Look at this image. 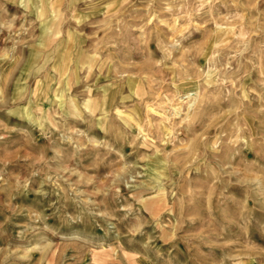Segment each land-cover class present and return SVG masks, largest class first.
I'll use <instances>...</instances> for the list:
<instances>
[{
    "label": "rangeland",
    "instance_id": "rangeland-1",
    "mask_svg": "<svg viewBox=\"0 0 264 264\" xmlns=\"http://www.w3.org/2000/svg\"><path fill=\"white\" fill-rule=\"evenodd\" d=\"M0 264H264V0H0Z\"/></svg>",
    "mask_w": 264,
    "mask_h": 264
},
{
    "label": "bare ground",
    "instance_id": "bare-ground-1",
    "mask_svg": "<svg viewBox=\"0 0 264 264\" xmlns=\"http://www.w3.org/2000/svg\"><path fill=\"white\" fill-rule=\"evenodd\" d=\"M104 99H105V97H104ZM174 109H176V108H174ZM138 116V115H137ZM133 117V116H132ZM132 120H133V118H132Z\"/></svg>",
    "mask_w": 264,
    "mask_h": 264
}]
</instances>
